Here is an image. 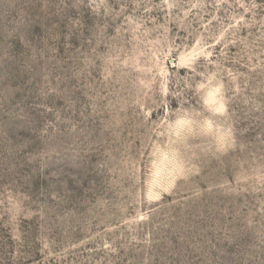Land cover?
<instances>
[{"label":"rangeland","instance_id":"374dc122","mask_svg":"<svg viewBox=\"0 0 264 264\" xmlns=\"http://www.w3.org/2000/svg\"><path fill=\"white\" fill-rule=\"evenodd\" d=\"M0 264H264V0H0Z\"/></svg>","mask_w":264,"mask_h":264}]
</instances>
